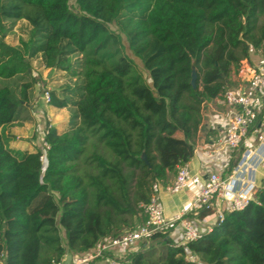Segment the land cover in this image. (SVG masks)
Wrapping results in <instances>:
<instances>
[{
    "label": "trees",
    "instance_id": "16d2710c",
    "mask_svg": "<svg viewBox=\"0 0 264 264\" xmlns=\"http://www.w3.org/2000/svg\"><path fill=\"white\" fill-rule=\"evenodd\" d=\"M74 1L78 11L70 0H0L2 264H57L142 225V205L193 157L204 103L252 51L264 55V0ZM23 19L28 40L6 43L8 24ZM33 59L65 73L49 104L71 116L63 130L47 119L29 152L11 146L6 128L28 111ZM17 76L19 92L1 83ZM173 228L125 262L264 264V186L197 240L179 245Z\"/></svg>",
    "mask_w": 264,
    "mask_h": 264
},
{
    "label": "built area",
    "instance_id": "2783aa9c",
    "mask_svg": "<svg viewBox=\"0 0 264 264\" xmlns=\"http://www.w3.org/2000/svg\"><path fill=\"white\" fill-rule=\"evenodd\" d=\"M44 96L48 104L49 90L45 91ZM263 96L264 58L247 78L245 86L229 87L221 94L223 102L234 109L224 137L225 145L233 154V161L223 170L209 174L191 201L192 209H213L214 204H219L221 207L218 219H222L225 213L243 210L256 197L260 189L258 170L264 167V113L258 105V98ZM253 136L256 143L251 142ZM43 146L48 147L45 141ZM192 181L190 165L188 162L183 163L178 167L169 191L178 193L188 188ZM142 206L146 216L142 225L120 235L102 239L85 253L65 254L57 264H93L103 257L107 259L108 264H128L124 260L128 253L142 243L149 242L153 233L170 224L165 217L157 189ZM188 213L189 210L179 213L171 220L172 225L179 222L182 227L181 238L177 242L179 245L197 240L203 234L196 223L187 218Z\"/></svg>",
    "mask_w": 264,
    "mask_h": 264
},
{
    "label": "crops",
    "instance_id": "0c3cea01",
    "mask_svg": "<svg viewBox=\"0 0 264 264\" xmlns=\"http://www.w3.org/2000/svg\"><path fill=\"white\" fill-rule=\"evenodd\" d=\"M263 58L264 55H262L261 53L252 51L250 54V60L242 61L243 63L241 69H239V72L237 73L236 70L232 71L229 78L226 80L228 84L227 86L234 88L245 86L247 78L251 75L253 70L261 64ZM34 99L36 100L37 97L34 96ZM35 100L31 99L30 104L27 106L28 115L25 117L28 119L23 120V117H21V119L17 120L15 123L6 128L7 132H9L10 129L18 128V124L22 126V123L23 128L25 127V129H30L32 127V122L35 121V116L37 117V119L39 118L40 121H38V123H35L34 125L37 126L38 132L40 130H42L43 132L46 126V121H43L40 111L46 110V104H41L39 101ZM258 105L259 107H261V110L264 113V96L258 98ZM202 111L203 121L197 135L193 139L195 144L194 155L188 162L193 175V181L188 186V188L178 193H171L169 191V186L172 184L176 175L172 173L169 175V179L166 184H160L158 186L157 193L161 200L165 217L170 222L169 226H172L171 220L175 215L189 210L187 218L192 219L202 233H206L215 225L218 219L219 207L221 206H219V204H214V207L211 210L212 212L208 215H205L204 217H201L200 211L202 209H192L191 201L198 190L203 186L204 182L207 180L209 174L212 171H221L233 161V154L225 145L224 137L229 119L231 118L234 109L232 106L224 103L221 96H218L205 102ZM262 127L264 128V118L262 121ZM41 137H43V135L40 136V134L38 133H36V138H34V135L31 138L28 134V141L26 142V144H22L23 147L21 146L20 148V144L17 146H11L20 150L35 152V150H37V147L41 143ZM251 142L256 143L255 136L252 137ZM258 178L261 188L264 186V167H261L258 170ZM181 234L182 227L178 222L174 225V228L171 231V237L177 243L181 238ZM139 247L140 246H137L130 253L137 251ZM107 262V259L103 258L97 260L93 264H108Z\"/></svg>",
    "mask_w": 264,
    "mask_h": 264
},
{
    "label": "rangeland",
    "instance_id": "374dc122",
    "mask_svg": "<svg viewBox=\"0 0 264 264\" xmlns=\"http://www.w3.org/2000/svg\"><path fill=\"white\" fill-rule=\"evenodd\" d=\"M70 5L72 7V9L78 11L77 5L75 3L74 0H70ZM9 23V22H8ZM8 25L11 26L12 28V32L7 33L5 36V42L12 45V46H19L22 40H28L29 38V34H30V30H31V25L27 20H18L14 23H9ZM110 27L113 30H117L115 25H110ZM133 59L136 60V62L138 63L139 67L142 69V71L146 74L141 63L135 58V56L130 53L129 51L127 52ZM238 68L236 70V72H239ZM34 77H35V88L33 86V88L30 91V97L31 99H34V96L37 97V99L35 101H39L41 104H46V110L43 111L41 110V117L43 119V121L47 122V119L49 120L48 122L55 124L60 130H63L67 127L68 125V120L69 117L71 116V112L70 109L67 108H57L54 107L52 105H50L49 103H46V99H45V91L44 90H53V89H58L59 87L64 84L67 81V77H65V73L63 72H50L49 70L46 69L40 62V60H36L34 61V59L32 60V75L31 77H28V79H31L34 83ZM147 82L149 85H151V78L150 76H147ZM2 84H7L10 87H12L14 90H16L17 92H19L20 90V85H21V77L17 76L15 78H10V79H2L1 81ZM40 105V104H38ZM40 114V113H39ZM38 114V115H39ZM28 115V111H23L22 112V116L25 117ZM35 116V115H34ZM40 117V115H39ZM40 117V118H41ZM38 121H40V119L35 116V121L32 122L31 124V128L30 129H25V127L23 128V123L22 126L20 124H18V128L15 129H10V131L8 132L10 136H12V140L10 142V144L13 145H19L20 144V148L21 146L23 147L22 144H26V142L28 141V134L30 135V137L32 138L34 135V138H36V133L40 134V136L42 135V130H40L38 132V128L36 125H34L35 123L37 124ZM34 129V131H33ZM42 138V137H41ZM0 264L1 261H0Z\"/></svg>",
    "mask_w": 264,
    "mask_h": 264
},
{
    "label": "water",
    "instance_id": "95a60500",
    "mask_svg": "<svg viewBox=\"0 0 264 264\" xmlns=\"http://www.w3.org/2000/svg\"><path fill=\"white\" fill-rule=\"evenodd\" d=\"M195 78H196V76L194 75V76H193V79H192V84H193V86H195Z\"/></svg>",
    "mask_w": 264,
    "mask_h": 264
}]
</instances>
